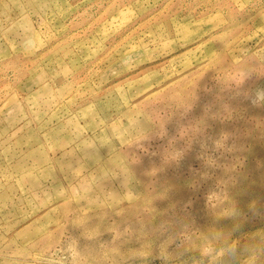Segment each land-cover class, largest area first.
I'll use <instances>...</instances> for the list:
<instances>
[{
    "label": "rangeland",
    "instance_id": "obj_1",
    "mask_svg": "<svg viewBox=\"0 0 264 264\" xmlns=\"http://www.w3.org/2000/svg\"><path fill=\"white\" fill-rule=\"evenodd\" d=\"M258 88L264 0H0V264H264Z\"/></svg>",
    "mask_w": 264,
    "mask_h": 264
},
{
    "label": "clouds",
    "instance_id": "obj_2",
    "mask_svg": "<svg viewBox=\"0 0 264 264\" xmlns=\"http://www.w3.org/2000/svg\"><path fill=\"white\" fill-rule=\"evenodd\" d=\"M255 102L264 103V88H258L256 90V92H255Z\"/></svg>",
    "mask_w": 264,
    "mask_h": 264
}]
</instances>
